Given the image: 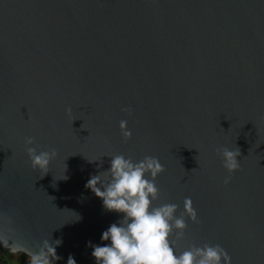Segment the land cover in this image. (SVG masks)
Segmentation results:
<instances>
[{
	"label": "water",
	"instance_id": "95a60500",
	"mask_svg": "<svg viewBox=\"0 0 264 264\" xmlns=\"http://www.w3.org/2000/svg\"><path fill=\"white\" fill-rule=\"evenodd\" d=\"M115 154L158 158L154 206L191 199L179 252L264 264V0H0V250L96 264L122 214L85 185Z\"/></svg>",
	"mask_w": 264,
	"mask_h": 264
},
{
	"label": "clouds",
	"instance_id": "9594fccd",
	"mask_svg": "<svg viewBox=\"0 0 264 264\" xmlns=\"http://www.w3.org/2000/svg\"><path fill=\"white\" fill-rule=\"evenodd\" d=\"M120 127L123 137L131 139L127 121H121ZM25 144L34 169L45 171L57 155L55 150L32 147L33 137H26ZM220 156L230 174L239 169L240 152L224 148ZM107 157L111 158L110 167L91 175L85 187L102 200L105 210L120 213L122 218L102 233L100 239L104 243L89 242L96 264H230V257L219 245H193L182 252L177 250V240L184 237L187 227L185 216L197 222V213L190 198L185 199L184 211L179 216L176 204L153 205L159 198L156 180L164 171L158 158L145 156L134 161L123 154ZM229 182L230 176L225 179V183ZM60 243L44 241L38 251L30 254V264H53V259L59 258L56 248ZM68 264L76 261L70 256Z\"/></svg>",
	"mask_w": 264,
	"mask_h": 264
},
{
	"label": "rangeland",
	"instance_id": "374dc122",
	"mask_svg": "<svg viewBox=\"0 0 264 264\" xmlns=\"http://www.w3.org/2000/svg\"><path fill=\"white\" fill-rule=\"evenodd\" d=\"M9 252L0 251V264H30V259L20 262L17 256L8 254Z\"/></svg>",
	"mask_w": 264,
	"mask_h": 264
},
{
	"label": "trees",
	"instance_id": "16d2710c",
	"mask_svg": "<svg viewBox=\"0 0 264 264\" xmlns=\"http://www.w3.org/2000/svg\"><path fill=\"white\" fill-rule=\"evenodd\" d=\"M0 251H3V250H0ZM8 254L15 256V257L17 256V258L19 259L20 262H24L25 260L31 258L30 256H28L27 254H25L23 252H21L19 254H12V253H8Z\"/></svg>",
	"mask_w": 264,
	"mask_h": 264
}]
</instances>
